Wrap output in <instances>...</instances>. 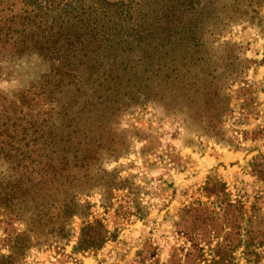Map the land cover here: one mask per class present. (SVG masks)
<instances>
[{"label": "rangeland", "instance_id": "obj_1", "mask_svg": "<svg viewBox=\"0 0 264 264\" xmlns=\"http://www.w3.org/2000/svg\"><path fill=\"white\" fill-rule=\"evenodd\" d=\"M130 5L138 10L129 24L140 32L129 45L119 42L102 53L96 94L106 102L97 114L101 120L89 124L85 141L95 140L87 146L89 164L72 168L68 179L85 189L74 193L83 214L66 226L71 233L66 246L40 242L19 264H137L135 253L147 238L165 258L179 241L170 233L177 211L200 197L210 173L218 172L247 206L262 187L249 163L264 154V0H130ZM55 66L37 52L1 59L0 104L16 111L0 146L23 149L44 117L49 125L56 121L59 103H68L73 88L61 92L62 85H41ZM257 129L255 140L243 142V130ZM11 135L14 141L6 142ZM32 168L34 163L28 171ZM11 172L0 158V180ZM25 177L21 185L30 194L37 184L42 190L50 186ZM87 219H100L112 238L97 252H74Z\"/></svg>", "mask_w": 264, "mask_h": 264}, {"label": "trees", "instance_id": "obj_2", "mask_svg": "<svg viewBox=\"0 0 264 264\" xmlns=\"http://www.w3.org/2000/svg\"><path fill=\"white\" fill-rule=\"evenodd\" d=\"M188 6L198 10L191 2ZM136 10L130 0H0V61L30 52L43 54L56 66L41 85L55 89L62 85L61 92L73 88L68 103H59L56 121L49 125L44 117L23 149L0 146V158L12 170L0 180V264H19L40 242L55 249L69 242L66 226L83 214L74 193L85 190L68 180L70 171L83 167L84 161L89 164L86 154L92 150L87 146L95 141H85L89 124L101 120L97 114L106 102L96 94L102 53L119 42L129 45L136 40L139 27L129 24ZM82 86L86 87L80 91ZM50 95L46 87V96ZM0 99L5 96L0 94ZM15 111L14 107L8 112L0 104V144L8 136L5 132ZM259 133L258 129L243 130L242 140H255ZM13 136L6 142L12 143ZM30 142L32 148H28ZM249 167L262 187L248 206L218 172L210 173L199 188L200 197L184 203L176 213L170 233L179 241L161 258L157 245L144 239L135 253L137 264H264V154L253 157ZM25 176L62 189L45 186L42 190L37 184L30 194L21 185ZM21 223L24 228L19 227ZM110 238L100 219L84 220L73 251L97 252Z\"/></svg>", "mask_w": 264, "mask_h": 264}]
</instances>
